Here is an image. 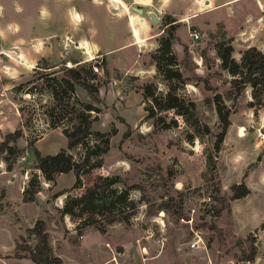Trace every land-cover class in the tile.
<instances>
[{
    "label": "rangeland",
    "instance_id": "obj_1",
    "mask_svg": "<svg viewBox=\"0 0 264 264\" xmlns=\"http://www.w3.org/2000/svg\"><path fill=\"white\" fill-rule=\"evenodd\" d=\"M118 1L123 5L121 12L146 19L150 26L140 34L147 38L136 45L141 38L132 17L135 44L97 53L99 70L83 71L97 87L98 101L76 85L79 99L99 108L93 111L98 118L92 129L115 127L116 131L109 135L107 148L93 158L101 165L82 173V185L74 187L72 170L46 180L35 166L32 145L43 154L67 145L63 124L70 115L47 113L53 100L50 83L54 76L61 77L58 65H73L78 48L59 39L68 34V41L75 40L81 34V38L95 35L106 40L108 27H100L101 18L93 23L87 17L89 10L93 12L101 4L91 0H0V141L6 132L25 123L23 134L14 141L20 152L10 170L4 160L7 153L0 146V264H40L24 248L36 243L33 228L38 219H43L51 252L62 264H264V90L255 97L249 82H233V77L242 80L243 74L233 75L220 65L216 46L222 39L229 42L231 54L240 62L243 45L235 42L233 46L224 23L236 26L246 14H257L260 8L255 0H233L208 14L205 22L213 31L185 22V31L178 30L184 36L181 39L175 30L179 40H173V50L178 59L184 57L180 68L189 78L186 82L174 78L172 84L178 95L193 100L195 106L187 102L184 115L172 108L160 110L158 114L167 123L163 126L156 115L146 116L145 105L151 102L143 97L142 86L153 83L158 95L169 88L168 81L150 64L155 40L158 44L163 35L165 17L155 22L151 9L137 2L125 9ZM187 1L170 0L169 4L182 7ZM197 1V8L206 9L205 0ZM133 5H141L143 11L137 12ZM260 10L264 13V6ZM156 13L160 17V10ZM125 29L121 26L109 32L115 46L123 42ZM189 31H197L199 37L192 39ZM158 32L162 34L154 36ZM259 34L264 38V29ZM85 56L77 66L88 70L93 57L86 60ZM53 63L57 65L47 67ZM202 77L208 79L211 89L205 87ZM215 91L221 93L230 120L217 153L213 143L221 123ZM50 119L59 124L49 125ZM103 139L92 135L88 140L104 149ZM68 151L80 158L84 147L77 144ZM99 174L115 176L114 185L129 190L137 206L125 210L130 213L127 220L117 214L121 219L108 223L105 215L111 213L107 212L99 222L81 224V218L61 211L67 193L79 194ZM31 178L40 180V189L26 199L23 189L32 188ZM240 182L249 191L233 197L232 185ZM249 234L252 239H247ZM254 247V258L246 260Z\"/></svg>",
    "mask_w": 264,
    "mask_h": 264
},
{
    "label": "trees",
    "instance_id": "obj_2",
    "mask_svg": "<svg viewBox=\"0 0 264 264\" xmlns=\"http://www.w3.org/2000/svg\"><path fill=\"white\" fill-rule=\"evenodd\" d=\"M175 18L170 15H165V19L161 26L163 35L158 38V44L155 50L151 53L152 62L155 65L156 70L162 74V76L168 81V90L163 95L155 93L153 83L149 82L142 86V94L145 99H148L149 104L145 105L147 110L146 116L156 115L159 120L162 121L163 126H167V123L163 121V116L158 114L160 110L174 109V112L183 114L187 108V102L191 106H195L193 100L187 101L183 96H180L175 91V86L172 84V80L175 78L181 82H186L189 76L183 75V69L180 65L184 59H178L177 54L173 50V40H179L175 34ZM161 32V34H162ZM217 54L221 58L220 65L223 68L229 70L233 75L243 74L242 80L237 77H233L232 81L249 82L252 85V95L257 96L264 90V51L257 48L255 45H250L241 51L240 62H238L231 51L232 45L228 42H224L223 39L216 43ZM183 51L186 56V49L183 44ZM93 60V59H91ZM96 60H93L86 67L77 66L84 61L76 59L73 61V65H66L62 62L58 65V69L62 71L61 77H53L54 82L50 83V92L52 96V103L48 107L47 113L50 116H65L69 113V121L63 124V132L66 136V147H61L58 151L53 153H41L40 150L32 145V149L35 156V166L40 169L46 180H54L55 174L59 172H68L72 170L75 174V181L73 186L80 187L82 185L81 174L91 170L93 167L101 165L100 160L93 159L98 157L99 154L104 151L109 142V135L116 131L115 127H112L109 131H100L98 129H92V122L98 118V115L94 112H98L97 105L80 100L76 94L75 87L80 85L85 88L88 94L94 100H99L97 96V87L88 79L87 74L83 71H92V64ZM57 63L48 65L47 67H55ZM186 64L184 65V67ZM57 70V69H55ZM92 80L94 79L91 78ZM205 87L211 89L212 86L208 82L207 78H203ZM63 97L65 100L63 101ZM215 101V109L217 111L221 129L216 133L213 147L215 153L220 150L221 142L226 133L227 127L230 123L229 109L223 102L221 93L215 91L213 93ZM59 104V107L56 106ZM94 111V112H93ZM51 121V119H50ZM58 120H52L49 125H58ZM24 121L21 125L16 127L12 131H8L4 134L3 139L0 141V146L6 151L4 160L6 162V169L10 170L12 164L20 152V148L14 143V141L23 134ZM94 138L102 135L104 136L105 147L100 149L96 142L90 144L89 136ZM33 144V141H30ZM77 144H81L84 147V153L80 158H75L68 148H71ZM213 166L215 163L213 162ZM116 177L112 175L99 174L92 182V184L86 186L79 194L67 193L61 207L63 213L70 216L79 217L81 224L99 222L102 215H105L106 221L112 223L116 219L117 214L121 215L122 219L127 220L129 207L137 206L135 201L129 195V190L124 187H118L114 185ZM29 184L32 188L26 187L23 189L26 199H32L33 194L40 189V180L31 178ZM36 182L35 184H32ZM233 197H239L245 195L249 188L244 182L235 183L232 185ZM103 229V227H98ZM34 231L36 235V243L34 246L26 245L24 248L29 252V257L40 264H62V261L58 255H54L51 252V247L48 242V233L44 229L43 219H38L34 225ZM252 235H248L251 238ZM252 239V238H251ZM255 247L251 250L249 255L244 257L246 260H251L255 256Z\"/></svg>",
    "mask_w": 264,
    "mask_h": 264
},
{
    "label": "crops",
    "instance_id": "obj_3",
    "mask_svg": "<svg viewBox=\"0 0 264 264\" xmlns=\"http://www.w3.org/2000/svg\"><path fill=\"white\" fill-rule=\"evenodd\" d=\"M94 3L101 4V7H97V9L93 12L89 10L87 17L92 21L93 23L98 21L99 18H101V25L100 27L106 28L108 27L107 33H104L106 36V40H103L101 37L96 38L95 35L89 36L88 38H81V34L75 35V40H69V35L65 34L64 37L59 39L61 42L64 41L66 44H72L74 48H78L77 53L74 52L76 59H81V56L84 57L86 60L91 59V57H94L97 53H112L113 50L119 47H123V49L132 46V44H135V41L137 40L135 35V30L131 26L135 25L134 19L131 21V18L134 17L136 20V28L138 30V36L141 39L147 38L142 37L140 34H145L147 31V28L150 26L148 25V21L146 19H142L136 17L133 14H127L124 12H121L120 9L122 8V4L118 2H113L110 0H91ZM125 5V9H127V5L129 3H140L144 7H147L148 9H151L154 13H156V10H160L161 14L158 18L165 17V15H170L172 18H175V24L178 36L183 39L184 36H182L179 32V29L184 30V24L185 22H192L194 24H197L199 26L204 27L207 26L209 30H214V27H210L208 23H206V19L209 18L208 14L214 12L215 9L219 7L226 6L227 3L233 1V0H205V6L206 9H199L201 7H196L198 4V1L188 0L184 6H170L169 1L170 0H121ZM192 1V4L190 2ZM258 7L261 9L262 6H264V0H255ZM140 5V6H141ZM117 6V7H116ZM121 7V8H120ZM196 7V11H193V9ZM105 9V11H104ZM259 9V12L257 14H246V17L244 21L239 23L238 25H233L232 27L227 26L224 23L225 29L227 30V34L232 37V44L234 46V43L236 44H242V48H246L250 45H255L257 48L264 51V38L259 34L261 30L264 29V13ZM77 12V11H75ZM74 12V15H75ZM98 12H100V15H98ZM157 14V13H156ZM76 15H78L76 13ZM107 16H113V19L110 20L107 18ZM182 16H187V20H181ZM76 18V16H75ZM224 22V21H223ZM124 26L125 29V38L123 42L118 43L117 46L114 45L112 35L109 34L110 31H117L119 27ZM179 30V31H178ZM185 31V30H184ZM149 33V32H148ZM161 32H158V34L154 36H159ZM184 34V33H182ZM150 35V34H149ZM153 36V37H154ZM55 40V39H54ZM53 40V41H54ZM58 40V39H56ZM71 41V42H70ZM76 41V42H74ZM156 46H157V38H156ZM51 42V40H49ZM75 43V44H74ZM56 43H53L52 45H55ZM131 44V45H130ZM52 45L50 47V50L52 48ZM138 45V44H136ZM238 51V48H235ZM77 50V49H75ZM51 52V51H50ZM79 52V53H78ZM42 54V53H41ZM47 58L48 55H43ZM59 56V55H58ZM62 59V58H61ZM60 60V59H59ZM150 64L152 66V70L155 69V65L152 61H150ZM76 88V87H75Z\"/></svg>",
    "mask_w": 264,
    "mask_h": 264
},
{
    "label": "built area",
    "instance_id": "obj_4",
    "mask_svg": "<svg viewBox=\"0 0 264 264\" xmlns=\"http://www.w3.org/2000/svg\"><path fill=\"white\" fill-rule=\"evenodd\" d=\"M189 34L190 36L192 37V39H196L199 37V33L197 31H189ZM98 56L99 54H96L92 59L93 60H96L93 64H92V68L95 70V71H98L99 70V65L98 63L100 62L99 59H98ZM195 243H193L194 245Z\"/></svg>",
    "mask_w": 264,
    "mask_h": 264
},
{
    "label": "water",
    "instance_id": "obj_5",
    "mask_svg": "<svg viewBox=\"0 0 264 264\" xmlns=\"http://www.w3.org/2000/svg\"><path fill=\"white\" fill-rule=\"evenodd\" d=\"M132 7H133V9H135L139 13H141L143 11V7L140 5H133ZM150 16L152 17L153 21L156 22L158 20V16L154 15L153 12L150 13Z\"/></svg>",
    "mask_w": 264,
    "mask_h": 264
},
{
    "label": "bare ground",
    "instance_id": "obj_6",
    "mask_svg": "<svg viewBox=\"0 0 264 264\" xmlns=\"http://www.w3.org/2000/svg\"><path fill=\"white\" fill-rule=\"evenodd\" d=\"M112 1H114V2H118L119 3V1L118 0H112ZM185 20H187V19H185ZM144 42V40H142V39H139L138 41H136V44H142ZM8 54V53H7ZM9 55V54H8Z\"/></svg>",
    "mask_w": 264,
    "mask_h": 264
}]
</instances>
